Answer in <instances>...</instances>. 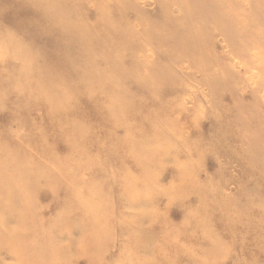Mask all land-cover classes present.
<instances>
[{
	"label": "rangeland",
	"instance_id": "obj_1",
	"mask_svg": "<svg viewBox=\"0 0 264 264\" xmlns=\"http://www.w3.org/2000/svg\"><path fill=\"white\" fill-rule=\"evenodd\" d=\"M262 54L264 0H0V264H264Z\"/></svg>",
	"mask_w": 264,
	"mask_h": 264
},
{
	"label": "bare ground",
	"instance_id": "obj_2",
	"mask_svg": "<svg viewBox=\"0 0 264 264\" xmlns=\"http://www.w3.org/2000/svg\"><path fill=\"white\" fill-rule=\"evenodd\" d=\"M260 48V47H259ZM255 49V48H254ZM261 49V48H260ZM248 51H249V47H248ZM258 51V50H257ZM260 52V51H259ZM240 53V52H239ZM254 54V53H253ZM262 57L264 56V54L261 55ZM240 57V56H239ZM262 57H260L262 59ZM241 58V57H240ZM258 59V58H257ZM248 62V61H247ZM258 62V61H257ZM244 64V63H243ZM231 66V65H230ZM245 66V65H244ZM245 69H247V67H245ZM252 70V69H251ZM253 71V70H252ZM256 73L258 72V76L261 78V81L259 82L258 80H255L254 82L257 85L258 91L261 89V87H264V79L262 78V74L264 73V69H261V64L258 66V71H255ZM253 73V72H251ZM251 75V74H250ZM256 76V75H255ZM249 80H252V78H250ZM254 80V79H253ZM249 82V81H248ZM240 85H238L237 87H234L233 89L229 90V93H233L234 94V98L232 99V104L229 105V110L228 112H230V108H235V113H232V117H235L236 122H243V119L245 118V113L248 114L249 118H250V123L252 122L257 129L258 134L255 136V140L256 138L259 140V142H263L264 141V123H263V110H262V106L263 103L260 100H257V110L256 113H252L251 112V107H250V103L248 102V97L246 96V92L244 91L247 86L244 83L243 80L240 79L239 81ZM253 83V82H252ZM249 84V83H248ZM251 85V84H249ZM253 85V84H252ZM255 85V84H254ZM261 85V87H260ZM232 86V85H229ZM234 86V85H233ZM264 90V89H263ZM264 92V91H263ZM256 93V92H255ZM259 93V92H258ZM256 93V94H258ZM261 95V94H260ZM256 97V96H254ZM264 98V97H263ZM250 100L251 97L249 98ZM262 99V98H260ZM249 100V101H250ZM264 100V99H263ZM264 113V112H263ZM236 132V130H235ZM247 134V133H246ZM253 137V136H251ZM254 140V139H253ZM256 143V141H253ZM233 144H237V138L235 139ZM263 144V143H262ZM261 144V145H262ZM260 147V146H259ZM264 148V147H263Z\"/></svg>",
	"mask_w": 264,
	"mask_h": 264
}]
</instances>
